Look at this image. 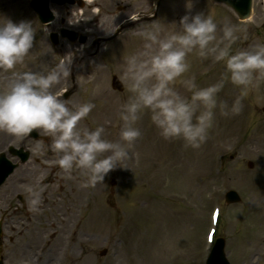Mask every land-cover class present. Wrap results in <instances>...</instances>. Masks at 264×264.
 <instances>
[{
	"label": "rangeland",
	"instance_id": "374dc122",
	"mask_svg": "<svg viewBox=\"0 0 264 264\" xmlns=\"http://www.w3.org/2000/svg\"><path fill=\"white\" fill-rule=\"evenodd\" d=\"M88 1L83 0L82 7L77 4L51 6L56 20L42 26L29 7V0H0V21L5 18L17 23L31 21L35 30L34 47L24 64L17 65L14 71H28L33 64L35 72L50 70L47 65L37 67L41 50L48 51L51 66L69 57L70 49L89 50L88 55L78 61L83 64L82 69L69 73L68 84L59 90L52 89L71 104L85 103L83 98L91 96L87 79L94 69L102 68L115 102L124 104L127 101L130 93L115 64L141 47L139 33L153 20L168 30H179L181 17L204 13L212 15L218 23L227 19L247 29V40L237 41L233 51L264 43V0H254L252 17L248 21L238 20L227 8L214 5L210 0H93L95 4L92 6ZM95 8L102 13H95ZM93 15L97 16L95 22L91 19ZM130 16L138 19L133 21ZM106 20L113 23L110 21L104 29L102 24ZM126 21L133 24H126ZM64 29L84 36L85 43H71L59 36V44L54 46L50 35L60 34ZM63 50H67L64 57ZM188 61L190 69L183 78L194 76L198 87L214 84L225 74L223 62L214 63L211 58L201 60L195 52L189 54ZM113 77L123 84V93L112 89ZM11 79V71L0 69V92L7 91ZM174 87L183 96L191 97V92L179 82ZM240 94L241 89L228 80L217 99L231 107ZM242 105L238 115L227 117L222 116L217 107L213 127L199 149L185 147L182 139H163L152 123L150 113L145 111L137 123L142 135L129 149L131 163H124L125 168L118 166L109 172L104 182L96 184L101 191L105 188L101 198H93L90 194L86 197V188L81 187L84 177L78 169L70 175L65 174L54 163V154L50 163L41 145L29 140L28 135L13 136L8 146L0 145V154L8 153L11 147L18 148L23 142L30 146L31 160L20 165L0 188V222H3L5 238L3 264H19L22 255L29 252L26 249L28 243L33 249L40 244L47 247L51 238L47 224L52 223L55 216L50 213L53 208L51 196L63 197L66 208L72 191L79 189L83 191L80 195L81 211L77 216L79 224L74 222L79 225L81 237L97 239L98 244L84 242L81 248H76L73 256L62 258L61 264H78L87 257L91 259L90 264H139L150 257L148 253L158 243L165 256L163 262L157 264H205L210 248L206 236L213 228L211 213L217 208H220L221 216L216 237L224 240L230 263L264 264V81L258 88L248 90ZM118 124L105 133V138L113 141L115 135V142L123 143ZM81 125L89 129L97 127L91 114L82 120ZM40 136H43L41 131ZM8 158L18 163L9 153ZM249 163L253 164L252 168ZM70 179L73 183L69 186ZM36 184L44 188L41 211L36 214L28 209L15 210L17 197L25 195L26 189ZM54 188H60L59 192H53ZM229 190L241 198L238 204L225 202L224 195ZM97 207L104 208L108 219L104 223L100 218L94 220L92 226L98 228L95 232L85 229L84 224ZM57 222L58 243L63 245L70 234L65 232L61 220V223ZM32 258L31 254L29 264H34Z\"/></svg>",
	"mask_w": 264,
	"mask_h": 264
},
{
	"label": "clouds",
	"instance_id": "9594fccd",
	"mask_svg": "<svg viewBox=\"0 0 264 264\" xmlns=\"http://www.w3.org/2000/svg\"><path fill=\"white\" fill-rule=\"evenodd\" d=\"M139 36L141 47L122 58L121 81L130 95L119 112L120 143L105 138L103 125L94 129L81 125L93 103L71 104L52 91L69 76L65 60L47 71H14L34 47L35 30L31 21H0V69L12 74L7 91L0 92V131L23 137L40 130L49 138L54 163L65 174L78 169L84 177L81 187H95L118 166L125 168L129 149L142 135L137 123L145 111L163 139H182L185 147L199 149L213 127L217 107L222 116L238 115L248 90L264 81V43L233 51L237 41L247 40V29L227 19L218 23L212 15L186 14L179 30H168L153 20ZM193 52L201 60L224 63L225 74L219 81L198 87L194 76L183 78ZM228 80L241 89L231 107L217 99ZM177 82L191 92L190 98L176 90ZM43 192L39 184L26 189L30 213L41 211Z\"/></svg>",
	"mask_w": 264,
	"mask_h": 264
},
{
	"label": "bare ground",
	"instance_id": "6f19581e",
	"mask_svg": "<svg viewBox=\"0 0 264 264\" xmlns=\"http://www.w3.org/2000/svg\"><path fill=\"white\" fill-rule=\"evenodd\" d=\"M87 3H89V6H92L95 4V2L93 0H89ZM95 12H98V14L102 13L100 12V10L98 8H96ZM104 13V12H103ZM106 13V12H105ZM96 15H93L91 17L92 20H94V22L96 21ZM95 18V19H94ZM126 19V18H125ZM124 20V19H123ZM121 20V21H123ZM111 21V20H110ZM109 20H106L103 22L102 26L105 29V25L110 23ZM93 22V21H92ZM113 23V21H111V24ZM128 23H132L131 21H126V24ZM103 29V30H104ZM91 34L94 33V31L90 32ZM67 51V50H66ZM65 50L62 51L63 57L65 56ZM89 50H85L84 48H81L79 50H73L70 49V53H69V57H65L63 58V60H65V63L69 69V73L73 74L76 73V69H82L83 64L79 63L78 61L80 59L83 60L84 57H86L88 55ZM48 51L47 50H41V52L39 53L38 57L39 59H37L39 62V64L37 65V67L41 66V65H47L50 66V69L54 66H51L50 64V60L48 59ZM59 56H61V53L59 54ZM79 63V64H78ZM122 64H123V60L121 61H117V63L115 64V67H117L118 71H121L122 69ZM104 66V65H103ZM30 70L28 71H33L35 72V68H34V64L32 66L29 67ZM69 74V75H70ZM91 76L89 77L88 82L91 85V96H85L83 98V102L87 103V102H91L95 105V107L93 108V110L90 112L93 121L95 124H97V126L99 125H103L105 128V133L106 132H110L111 129L113 128L114 124H118V129L120 131L121 128V124L122 122H120V118H119V112L121 110V104L118 102H115V100L113 99V95L110 92V90L108 89V85H107V81L105 79V69L102 68L101 70L99 69H94L91 73ZM67 77L66 78H62L61 81L54 85L52 89L54 90H59L61 89L64 84H68L66 82ZM85 81V80H84ZM9 83V82H8ZM75 98V97H74ZM82 123V121H81ZM117 126V125H116ZM13 137V135H10L6 132H1L0 135V145H7V143L10 141V139ZM14 138H16L14 136ZM113 141H115V135L113 138ZM8 146V145H7ZM148 148V147H147ZM146 148V150H147ZM130 152L129 151V157L128 159L124 162V163H131V159H130ZM106 155V154H105ZM71 177V176H70ZM73 178V177H72ZM71 181L69 182V186L70 184H72L73 180L70 179ZM79 189V188H77ZM60 188L58 189H53V192H59ZM105 188H102V191L100 190L99 187H87L86 188V197L90 194L93 198L98 197L101 198L100 195H102L104 193ZM83 191H81L80 189L77 190V192L72 191L71 195H70V199H69V204L68 207L64 208V202H62L63 197L58 196L57 194L52 195L51 197V202H52V209L50 210V213L55 214V216H53V221L50 224H47V227L49 228V236L50 241L47 244V247H44L42 244H40V246H38V248L33 249V246L28 243L26 246L27 251L29 250L28 254L22 255L20 263L19 264H29V261L31 260V254L33 256L32 261L34 264H61L62 258H70L71 256H73V254L75 253L76 248H81L82 244H98L96 241L97 239H90V238H83L82 236V232L80 231V229L78 228L79 225H76L75 222H77L79 224V220L77 218V216L79 215L80 211H81V199H80V195L82 194ZM90 199V198H87ZM56 217L58 219H56ZM99 218L103 221L102 223H104L105 221H107L108 216L105 214V210L104 208L101 207H97V209L94 211L93 215H91V217L85 222L84 224V228L85 229H93L95 232H97L98 228H93L92 224L95 221H98ZM126 218V217H125ZM93 219V221H92ZM57 220L60 222H63L64 225V230L66 233L70 234L69 239L66 237L65 238V242L63 243V245H60L58 243V233L56 232V226H58V222ZM75 221V222H74ZM60 222V223H61ZM120 231H122V229L120 228ZM68 239V243L66 244ZM52 240V241H51ZM54 240V241H53ZM45 242V241H43ZM163 247L158 243L156 244L152 249H151V253L148 255L150 257L145 258L143 263L141 261V263L139 264H157V262H163ZM79 260V259H78ZM90 264L91 263V259L89 257L85 258L84 260H81V262L78 261V264Z\"/></svg>",
	"mask_w": 264,
	"mask_h": 264
},
{
	"label": "water",
	"instance_id": "95a60500",
	"mask_svg": "<svg viewBox=\"0 0 264 264\" xmlns=\"http://www.w3.org/2000/svg\"><path fill=\"white\" fill-rule=\"evenodd\" d=\"M53 2L59 3V4H65V3H71L74 4L73 0H52ZM217 3L226 5L228 8H230L240 20H245L249 17L250 12H251V0H214ZM48 2L49 0H33V5L35 10L41 15V20L46 23L50 20H52L51 17L46 18L44 15V12H47L48 8ZM115 85L121 90L122 85L121 83L117 80L114 79ZM37 131V130H36ZM36 132H34V135ZM27 160V155L24 156L23 162ZM252 167V165H250ZM16 166H13L11 163L7 162L5 160V157H2L0 160V185H2L7 177L13 172ZM232 201L230 202H235L238 201L239 199L236 197H231L230 198Z\"/></svg>",
	"mask_w": 264,
	"mask_h": 264
}]
</instances>
